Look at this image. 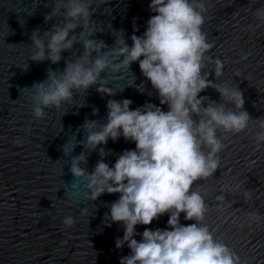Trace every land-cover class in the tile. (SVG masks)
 I'll list each match as a JSON object with an SVG mask.
<instances>
[{"label": "water", "instance_id": "95a60500", "mask_svg": "<svg viewBox=\"0 0 264 264\" xmlns=\"http://www.w3.org/2000/svg\"><path fill=\"white\" fill-rule=\"evenodd\" d=\"M97 3L90 6L89 20L96 30L89 38L102 40L105 48L113 46L112 32L116 30L130 45L129 36L140 35L147 18L154 14L148 9L149 0ZM206 6L202 29L213 44L208 55L224 62L218 82L226 80L236 85L250 118L264 119V22L254 13L256 7L264 6V0H206ZM51 7V0H0V264H119L118 258L129 253L126 245L117 248L114 243L123 234L122 225L106 223L104 217L108 204L119 194L103 193L91 201L72 198L68 192L73 182L70 157L84 151L87 157L81 167L89 172L100 157L96 150L80 143H75L69 153L62 146L70 136L74 135L76 141L83 139L79 126L86 119L104 121L109 98H128L132 101L129 108L148 101L159 104V100L134 61L118 81L106 71L100 73L108 81L105 86L120 87L111 97L98 93L93 84L83 93L74 91L70 103L59 108L49 106L35 118L33 90L29 88L45 80L49 69L62 71L66 60H74L82 52L77 40L55 63L28 57L31 32L47 31L59 19L44 20ZM81 30L78 25L73 31L79 34ZM205 70L209 71L207 79L216 82L211 64ZM131 76L134 82L129 86L126 81ZM141 82L143 91L136 87ZM198 95L220 100L212 87ZM160 107L167 109L166 104ZM255 126L256 121L250 120L248 129L226 134L217 169L194 185L207 204L202 222L244 264H264V146L255 147ZM134 147L133 141L123 137L109 139L103 145L109 154L103 159L111 166L117 154ZM245 189L250 192L248 199L242 195ZM221 191L225 198L217 200ZM250 214L256 219H250ZM69 215L74 223L65 226L62 219ZM166 221L167 213L148 225H135V238L140 239L145 227H167ZM180 223L193 221L185 220L181 212Z\"/></svg>", "mask_w": 264, "mask_h": 264}, {"label": "clouds", "instance_id": "9594fccd", "mask_svg": "<svg viewBox=\"0 0 264 264\" xmlns=\"http://www.w3.org/2000/svg\"><path fill=\"white\" fill-rule=\"evenodd\" d=\"M51 2L44 20L59 19L47 31L31 32L28 57L55 63L61 59V52L77 40L82 52L74 60H66L62 71L49 69L45 80L29 88L33 90L35 118H40L49 106L59 108L70 103L74 91L83 93L93 84L98 93L111 97L120 87L105 86L108 81L100 73L106 71L118 81L134 61L159 100V104L148 101L129 108L130 99L109 98L104 121L86 119L79 126L83 139L76 141L73 135L62 146L69 153L75 143H80L96 150L100 157L91 172L81 167L87 157L84 151L70 157L73 182L68 192L72 198L91 201L103 193L119 194L104 214L106 223L122 225L123 234L114 243L117 248L126 245L129 253L118 258L119 264H244L202 222L207 204L194 185L217 169L226 134L248 129L250 120L256 121L255 147L264 146V119L250 118L236 85L226 80L218 82L224 62L208 55L213 44L202 29L208 11L206 0H149L148 9L154 14L147 18L144 31L131 34L130 45L121 31H113L111 48H105L102 40L89 38L96 30L89 20L90 6L99 4L97 0ZM254 13L264 22V6L256 7ZM78 25L82 30L76 34L73 30ZM209 64L216 82L207 79L209 71L205 68ZM133 82L134 76L126 81L129 86ZM142 84L136 85L139 91H143ZM207 87L219 93V102L198 95ZM165 104L167 109L162 110L160 105ZM96 111L93 107L92 112ZM118 137L133 141L135 147L122 150L110 166L103 159L109 154L103 145ZM242 195L250 198L247 189ZM215 198L224 200V191ZM181 212L193 223H180ZM165 213L167 227H145L139 233L140 239L135 238V225H148ZM250 219H256L255 214H250ZM62 223L70 226L74 218L65 216Z\"/></svg>", "mask_w": 264, "mask_h": 264}]
</instances>
